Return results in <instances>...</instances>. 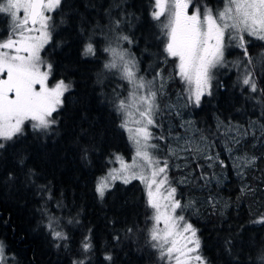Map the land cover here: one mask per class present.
Here are the masks:
<instances>
[{"label":"trees","instance_id":"1","mask_svg":"<svg viewBox=\"0 0 264 264\" xmlns=\"http://www.w3.org/2000/svg\"><path fill=\"white\" fill-rule=\"evenodd\" d=\"M206 2L214 9L223 5ZM152 3L63 0L52 13V39L41 57L52 65L49 83L70 85L63 106L47 131L26 122L22 134L0 141V243L10 264H162L148 242L153 210L142 183L116 181L103 199L95 192L113 157L132 160L135 153L115 107L127 92L121 97L118 71L104 67V49L124 35L142 76L154 62L162 74L159 126L151 131L164 139L151 143L160 146L157 157L168 161L176 199L184 206L180 214L197 229L201 255L208 264H264V224L254 223L264 215V42L245 36L251 64L232 46L231 57L244 70L227 66L211 94L184 110L173 59L164 52L166 37L151 18ZM9 24L0 14V39ZM89 43L94 54L84 53ZM248 71L256 92L242 83ZM50 218L67 240L52 238ZM86 237L88 252L82 247Z\"/></svg>","mask_w":264,"mask_h":264},{"label":"snow or ice","instance_id":"2","mask_svg":"<svg viewBox=\"0 0 264 264\" xmlns=\"http://www.w3.org/2000/svg\"><path fill=\"white\" fill-rule=\"evenodd\" d=\"M222 2L223 6L215 9L206 0L199 4L194 0H153L151 4V18L160 22L166 37L164 52L167 57L175 58L176 74L189 86V102L197 106L203 95L211 94L213 69L224 66L227 47L234 44L242 49L251 64L245 36L264 41V0ZM62 6L63 0H0V14L10 20L7 37L0 39V141H11L22 134L26 122L36 131H47L56 122L53 114L63 106L62 98L70 85L60 80L49 86L52 65H45L41 50L52 39L55 27L52 13ZM115 26L119 29L120 20L115 21ZM118 39L132 43L126 35ZM104 51L112 57L104 67L118 69L121 79L131 86L128 97L118 98L115 107L123 116L120 127L129 133L135 153L131 163L116 156L121 167L99 178L95 192L103 199L112 182L120 180L127 185L139 180L145 185L147 206L153 210L148 242L162 264H208L200 254L197 229L177 212L184 206L176 199L177 190L169 182L168 161L162 162L150 151L160 148L150 141L164 139L154 136L150 130L159 126L155 119L159 112L157 96L164 84L157 88L154 81L163 80L162 74L157 72L153 80L146 81L137 76V65L126 58V51L112 46ZM94 52L91 43L85 46V54ZM242 83L252 92L257 91L251 71L246 72ZM3 147L0 143V148ZM254 223L264 224V215ZM48 228L54 240L68 239L64 232L55 230L52 218ZM87 239L82 244L84 252L91 248ZM0 264H10L2 243ZM73 264H84V261H73Z\"/></svg>","mask_w":264,"mask_h":264},{"label":"rangeland","instance_id":"3","mask_svg":"<svg viewBox=\"0 0 264 264\" xmlns=\"http://www.w3.org/2000/svg\"><path fill=\"white\" fill-rule=\"evenodd\" d=\"M223 6V5H222ZM221 6V7H222ZM162 20L164 19L163 17L161 18ZM9 22H10V20H9ZM112 38V37H111ZM253 38V37H252ZM255 39V38H254ZM264 42V41H263ZM109 43H112V47H118V50H124V51H126V53H127V56H126V58L127 59H132L135 63H136V65H137V76L138 77H144V79L146 80V81H151V80H153V77L155 76V74L157 73V72H159V71H157V70H155L154 69V67H155V62L153 63V66L151 65V64H148L149 66H148V68H149V74H147L146 76H142V74H143V71L142 72H140V69H141V64H140V62L138 61V59L137 58H135L131 53H130V51L128 50V46L127 47H125V41L124 40H119L118 39V36L117 37H113L112 38V40L109 42ZM127 45H130V43H127ZM233 47H235L234 46V44H233ZM232 46H230V47H227L226 48V51H225V63H224V66H222V67H217L216 69H213V78H212V80H211V86H212V84L217 80V79H219V78H221V77H224V76H226L227 75V73L226 72H223V69L224 68H226L227 66H228V68H229V70L230 69H232L233 68V70H236V72L239 70V68L241 69V71H243L244 69H243V67L240 65L241 63L240 62H238V61H236L235 59H233L231 56L234 54V48H233ZM171 58V57H170ZM245 58V57H244ZM112 59V57L109 55V61ZM173 59V62H174V75L179 79V81H180V84H181V86H180V91L182 92L181 94H182V103H180V107L181 108H183L184 110H186V108H188L189 106H191V107H193L195 104L194 103H192V102H189V86L188 85H186L183 81H181V79H180V77L176 74V66H175V58H172ZM47 63H45V65H46ZM139 67V68H138ZM244 67L247 69V67L244 65ZM147 68V69H148ZM113 70H115V71H118V74H119V78L121 79V77H120V71L118 70V69H113ZM141 75V76H140ZM242 77V79L244 78V75H242L241 76ZM122 80V83H117V88H120L119 89V91H120V94H121V97L126 93V95H125V98L126 97H128V94H129V92L131 91V86L128 84V82L126 81V80H123V79H121ZM161 79H159V78H157L155 81H154V83H155V86L157 87V88H159L160 87V85H161ZM55 85V83L54 84H51V83H49V86H54ZM193 88H194V85L192 86ZM211 90V89H210ZM207 94V93H206ZM162 95H159V96H157V103H158V105H159V101H160V97H161ZM131 126V125H130ZM150 130H152V128H150ZM127 135L129 136V133L127 132ZM151 142V141H150ZM1 143V142H0ZM132 144V143H131ZM132 146H133V144H132ZM134 148V147H133ZM150 151H152L153 152V155L154 156H156L157 157V154L155 153V150H151L150 149ZM157 152V151H156ZM133 155H134V152H133ZM117 156H119V155H117ZM122 157V156H121ZM124 157V156H123ZM158 159H160V156L159 157H157ZM113 159H114V157L110 160V165L108 166V168L106 169V171H105V173L104 174H102L101 176H99L98 177V179H97V181L99 180V178H101V177H103V176H106L107 174H108V172L110 171V170H112V169H119L120 167H121V165H120V163L119 162H117L116 161V159H114V161H113ZM162 162H163V160L162 159H160ZM164 160H167L166 158L164 159ZM124 161L125 162H127V163H131L132 162V160H126V159H124ZM167 175H168V178H169V182H170V184H171V186H172V183H171V180H172V178H171V176H169V168H168V172H167ZM116 181H120V180H116ZM116 181H114V182H116ZM114 182H112V185H113V183ZM121 182V181H120ZM97 184V183H96ZM143 186H144V188H145V185L144 184H142ZM146 190V189H145ZM177 212H178V214H180V210L178 209L177 210ZM182 215V214H181ZM188 222V221H187ZM161 227H162V225H160ZM201 254V253H200ZM193 264H195V262H193Z\"/></svg>","mask_w":264,"mask_h":264}]
</instances>
